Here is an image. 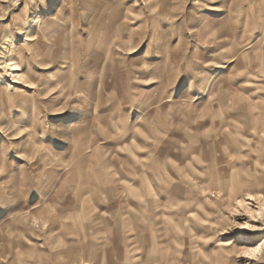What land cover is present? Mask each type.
I'll use <instances>...</instances> for the list:
<instances>
[{"label":"rangeland","instance_id":"374dc122","mask_svg":"<svg viewBox=\"0 0 264 264\" xmlns=\"http://www.w3.org/2000/svg\"><path fill=\"white\" fill-rule=\"evenodd\" d=\"M0 264H264V0H0Z\"/></svg>","mask_w":264,"mask_h":264},{"label":"snow or ice","instance_id":"6c2138e0","mask_svg":"<svg viewBox=\"0 0 264 264\" xmlns=\"http://www.w3.org/2000/svg\"><path fill=\"white\" fill-rule=\"evenodd\" d=\"M242 226H243L244 228H248V227H249L248 224H243Z\"/></svg>","mask_w":264,"mask_h":264}]
</instances>
